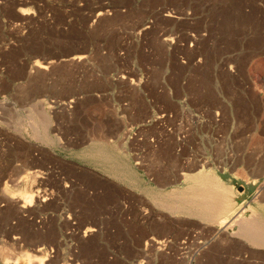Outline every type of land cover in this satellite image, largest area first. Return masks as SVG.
<instances>
[{"label":"rangeland","instance_id":"1","mask_svg":"<svg viewBox=\"0 0 264 264\" xmlns=\"http://www.w3.org/2000/svg\"><path fill=\"white\" fill-rule=\"evenodd\" d=\"M120 77L264 93V0H0V264H264V246L238 236L232 216L226 229L168 205L202 177L234 214L264 218V131L212 138L223 115L215 123L194 101L199 119L178 125L205 132L199 179L170 189L148 179L137 195L104 174L128 177L136 162L149 175L154 155L135 154L128 130L113 139L118 110L92 97ZM235 160L248 180L232 179Z\"/></svg>","mask_w":264,"mask_h":264},{"label":"crops","instance_id":"2","mask_svg":"<svg viewBox=\"0 0 264 264\" xmlns=\"http://www.w3.org/2000/svg\"><path fill=\"white\" fill-rule=\"evenodd\" d=\"M149 83L150 80L144 81L139 78H112L110 85L113 87L108 91L92 94V97L97 99L109 100L118 110L117 114L112 115L116 125L112 130L115 132L113 139L128 130L131 132L130 137H134L135 154L142 153L141 149L144 148L149 155H154L150 162L149 175L146 172L142 173L136 162L134 171L128 177L124 178L122 175L110 177L104 174V178L110 181L129 180L131 183L125 187L137 195H144L140 188L146 183L141 185V182L148 179L154 182L153 186L165 189L176 188L177 184L186 178L198 179L199 173L196 171L199 170L201 162L198 149L206 139L205 132L191 131L188 127L178 125L182 114H187L190 119H199L198 109L193 107L194 101L202 103L199 105L200 109L210 112L211 120L215 123L219 121L218 113L223 115L220 122L225 124L221 130L219 124L212 127L215 129L212 138L217 136L221 138L217 135L221 132L223 140L231 141L234 138L233 134H236L237 138L238 134H244L246 137L247 133L264 131L261 128L264 124L261 118L264 116V93L256 88H252L251 92L240 88V93L231 94L225 92L223 83L216 82L213 92L202 90L194 94L190 92L187 80H179L176 84L166 80L158 84L154 90L147 87ZM241 138L243 136H240ZM224 163L228 164L229 159L225 158ZM232 164L236 170L230 173L232 179H249V174L243 172L246 161L235 160ZM151 187L150 185L145 189L151 191Z\"/></svg>","mask_w":264,"mask_h":264},{"label":"bare ground","instance_id":"3","mask_svg":"<svg viewBox=\"0 0 264 264\" xmlns=\"http://www.w3.org/2000/svg\"><path fill=\"white\" fill-rule=\"evenodd\" d=\"M82 58L83 57L77 56L76 58L74 57L73 60L81 62L80 60H82ZM37 67H40V66L37 65ZM40 68L45 70L49 67L45 66V67H40ZM2 104L4 105V102H2ZM36 119L37 118H35V120H34V118H33V120L36 121V123H33V124L36 125L35 131L37 133V137H41L43 134L40 132V127L41 126L46 127V129H47V126L50 125V124H48L49 118H45V116H43L42 119H40V118H39V120H36ZM33 124H32V126L34 127ZM42 130L43 129H41V131ZM43 136H42V138H43ZM46 138H47V136H46ZM200 178H201V181L199 183L200 188L197 191H195V189H193L192 191L178 192V194L175 196V199L173 201L170 199L171 202L168 205H170L172 210H182L183 212H185V214H187L186 212H191L194 215L200 216L201 218L203 217L208 222L209 221H211V222L215 221L216 222V220H220V219L225 218L226 220L223 221V223L221 225L223 227L226 226L225 227L226 229H227V227H230V223H229V225H227L229 222L228 217L232 216L233 220L236 221L237 223H239L238 226L240 228L238 229L239 230V232L237 233L238 236H240L243 239L244 238H252L249 240L251 243L259 244L257 246H261V245L264 246V218L257 213L253 214L249 218H245V216H243V214L245 213V210H243V209H241L239 211V213L234 214V212L236 210L233 207V204H232L233 202L229 201L230 199H227V197L224 194L225 192L224 193L222 192L223 190L219 187V184L217 183L218 185H215L214 181H211V179L207 180V178L206 179L202 178V177H200ZM216 179H217V177H215V180ZM191 184H193V183H191ZM213 188H215V189H213ZM18 195H20L22 198H24L26 200L25 204L33 202V196L29 195L24 190L19 191ZM235 198H236V196H235ZM164 202H167V201H164ZM235 203H237V202H235ZM166 207H167V205H166ZM171 208L168 210L171 211ZM178 212L180 214V211H178ZM237 223H236V225H237ZM157 244H159V242ZM29 257L27 256L26 258L20 259L19 263H23V264L26 263L27 264V263L31 262L32 257H30V258ZM41 264H44L43 260L41 261Z\"/></svg>","mask_w":264,"mask_h":264}]
</instances>
